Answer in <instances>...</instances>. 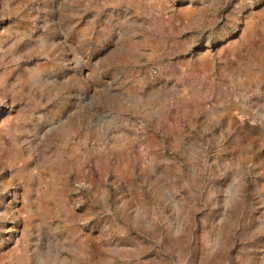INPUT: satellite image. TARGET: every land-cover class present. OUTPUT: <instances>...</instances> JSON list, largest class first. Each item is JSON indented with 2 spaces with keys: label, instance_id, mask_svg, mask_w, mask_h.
Returning <instances> with one entry per match:
<instances>
[{
  "label": "rangeland",
  "instance_id": "obj_1",
  "mask_svg": "<svg viewBox=\"0 0 264 264\" xmlns=\"http://www.w3.org/2000/svg\"><path fill=\"white\" fill-rule=\"evenodd\" d=\"M0 264H264V0H0Z\"/></svg>",
  "mask_w": 264,
  "mask_h": 264
},
{
  "label": "built area",
  "instance_id": "obj_2",
  "mask_svg": "<svg viewBox=\"0 0 264 264\" xmlns=\"http://www.w3.org/2000/svg\"><path fill=\"white\" fill-rule=\"evenodd\" d=\"M155 73H156V72H155V70H152V71H151V74H153V75H154Z\"/></svg>",
  "mask_w": 264,
  "mask_h": 264
}]
</instances>
